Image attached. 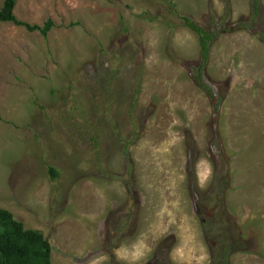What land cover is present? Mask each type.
I'll list each match as a JSON object with an SVG mask.
<instances>
[{
  "label": "rangeland",
  "instance_id": "1",
  "mask_svg": "<svg viewBox=\"0 0 264 264\" xmlns=\"http://www.w3.org/2000/svg\"><path fill=\"white\" fill-rule=\"evenodd\" d=\"M251 2L16 0L19 20L54 22L47 35L0 21V207L49 239L53 264H149L161 243L157 258L210 264L217 201L219 240L243 242L228 264H264V0L253 19ZM172 3L217 33V110Z\"/></svg>",
  "mask_w": 264,
  "mask_h": 264
},
{
  "label": "trees",
  "instance_id": "2",
  "mask_svg": "<svg viewBox=\"0 0 264 264\" xmlns=\"http://www.w3.org/2000/svg\"><path fill=\"white\" fill-rule=\"evenodd\" d=\"M16 0H4L2 6L0 7V21L10 22L17 26H24L30 31H39L44 36L53 27L54 22L48 19L43 26L31 25L27 22L19 20L14 14ZM258 4L259 0H252V14L251 18H255L258 14ZM174 13L180 18L184 27L192 31L198 38L199 44V60L195 67H190L193 69V77L198 86L206 91L212 100L215 110L218 109L219 100L215 97L213 90L204 80V70L207 66L210 58L211 47L217 37V33L214 30H209L208 28L200 25L194 19L189 16L181 15L175 10V4H171ZM253 29V28H252ZM259 38L264 41V36L259 35ZM136 87V86H135ZM138 87L133 90L131 94L132 104L136 100ZM95 145H97L95 143ZM125 146L126 157H129L128 146ZM97 158L100 156V151H97ZM50 174L52 178H57L59 173L54 169L50 168ZM220 203L217 201L216 206L210 209V221L208 236L214 244L216 255H213L210 264H228L229 254L232 250L243 249L241 245L243 242L241 240H234L232 243L228 240L220 238L219 231L227 224V221H223L219 218V212L217 208ZM231 227V225H230ZM167 243H161L159 249L156 250L153 262L149 264H172L169 259L165 261L162 258H157L159 252L161 251V246H165ZM171 245V244H170ZM0 264H53L52 262V246L47 237L37 230L27 228L24 223L17 219L16 216L8 209L0 207Z\"/></svg>",
  "mask_w": 264,
  "mask_h": 264
}]
</instances>
